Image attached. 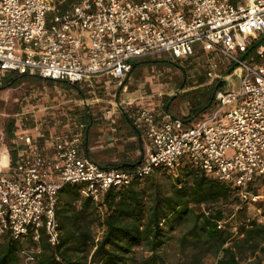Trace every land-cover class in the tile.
Listing matches in <instances>:
<instances>
[{
	"label": "built area",
	"instance_id": "obj_1",
	"mask_svg": "<svg viewBox=\"0 0 264 264\" xmlns=\"http://www.w3.org/2000/svg\"><path fill=\"white\" fill-rule=\"evenodd\" d=\"M263 38L264 0H78L64 10L52 0H0V77L10 72L91 87L93 78L105 76L122 85L139 59L203 54L208 83H217L212 109L194 123L166 112L157 119L151 108L137 107L133 119L149 148L131 169L99 166L80 151L75 133L48 138L52 156L45 157L35 137L15 132L14 158L0 149V236H30L32 243L18 251L20 264L34 263L39 229L49 244L57 243L55 208L65 183H79L82 196L98 201L111 187L186 161L228 185L239 205L260 213ZM77 128L82 132L84 124Z\"/></svg>",
	"mask_w": 264,
	"mask_h": 264
},
{
	"label": "trees",
	"instance_id": "obj_2",
	"mask_svg": "<svg viewBox=\"0 0 264 264\" xmlns=\"http://www.w3.org/2000/svg\"><path fill=\"white\" fill-rule=\"evenodd\" d=\"M77 1L53 0V4L55 9L64 10ZM25 76L33 75L13 73L4 78V85ZM212 88L213 85L208 92L196 90L184 95L189 112L181 118L183 121L191 120L197 111L213 103L212 98L209 102ZM12 124L11 121L7 126V137L11 136ZM80 189L79 183H65L59 188L55 208L57 243L49 244L39 229L40 251L33 264H129L134 246L150 252L138 264H156V251L165 241L164 225L190 217L188 233L206 247L220 251L215 264H242L238 252L248 250L252 254L264 241V225L250 220L238 227L239 238L223 246L229 233L218 229L216 222L230 207L239 206V201L228 185L186 161L173 171L155 168L144 178L132 179L127 186L111 187L98 201L82 196ZM261 212L264 215V209ZM93 224L101 228L95 241ZM24 240L32 243L30 236L20 241L1 235L0 264H20L18 251ZM254 259L249 264H261L260 259Z\"/></svg>",
	"mask_w": 264,
	"mask_h": 264
},
{
	"label": "rangeland",
	"instance_id": "obj_3",
	"mask_svg": "<svg viewBox=\"0 0 264 264\" xmlns=\"http://www.w3.org/2000/svg\"><path fill=\"white\" fill-rule=\"evenodd\" d=\"M135 63V70L142 69V71L130 75V79L122 82L124 86L117 85V81L110 77L93 78L91 87L83 84L72 87L37 76H25L4 85L3 79L13 76V73L3 72L7 76L1 80L2 85H0V146L3 145L7 149L9 147L11 136L7 137L6 132L11 121L12 131L16 132L37 130L44 135L51 132L59 135L78 134L81 132L77 128L78 124L82 123L86 127L91 121L87 112L99 110L102 113L111 112L112 115L132 113L137 107L128 109V106L134 104L132 97L134 90L146 100L138 106L151 108L154 114L166 112L182 118L189 112L184 95L195 93L196 90L208 92L212 85L208 83L205 75L207 62L203 54L182 60L160 54L139 59ZM219 88L226 89L222 86ZM121 100L123 102H120ZM212 106L209 104L188 123H194L207 115ZM99 111L96 113L97 116ZM222 220L224 223L221 229L229 233L228 242L223 246L230 243L231 239L241 236L237 234V230L242 223L255 220L264 225L262 212L257 213L254 207L244 205L230 207L224 212ZM191 221V217L182 218L172 221L171 226L164 225L165 241L156 251V264H215L216 259L220 257V251L216 247H206L188 233ZM100 231L101 228L93 224L94 241ZM22 244L28 243L24 240ZM132 250L129 264H138L141 258L150 254L142 246H134ZM91 251L92 249L86 256V262ZM83 255L84 253L81 256ZM237 255L242 264L253 262V257L254 260L260 259L261 264H264V241L259 243L254 253L241 250Z\"/></svg>",
	"mask_w": 264,
	"mask_h": 264
},
{
	"label": "crops",
	"instance_id": "obj_4",
	"mask_svg": "<svg viewBox=\"0 0 264 264\" xmlns=\"http://www.w3.org/2000/svg\"><path fill=\"white\" fill-rule=\"evenodd\" d=\"M135 65L136 63L133 62L130 75L142 71V69L135 70ZM5 76L6 75L0 77V85H2L1 80ZM132 97L134 104L131 107L128 106V109L139 107L138 105L146 102L144 97L137 94L136 90H134ZM120 102H123V100ZM97 111L86 113L91 121L88 122L86 127L84 125L82 132L78 133V135H81L82 141L80 151L90 160L102 167L125 166L124 168L128 169L135 168L146 154L149 144L144 135L143 127L139 124H135L133 112L122 115H112L111 112L102 113L99 111V116H97ZM160 115L161 113L158 112L157 119H160ZM95 119H100L101 121L93 122L92 120ZM109 125H112V127H106ZM111 128H114V130L112 131ZM15 132L16 131L11 132V138ZM25 134L36 138V143L43 156H52L50 149L46 147L45 143L48 138L56 135V132L44 135L42 132L34 130V132L26 131ZM11 138L8 149L3 145L0 146V149L8 150L10 156L14 158L16 150L15 146L11 144Z\"/></svg>",
	"mask_w": 264,
	"mask_h": 264
},
{
	"label": "water",
	"instance_id": "obj_5",
	"mask_svg": "<svg viewBox=\"0 0 264 264\" xmlns=\"http://www.w3.org/2000/svg\"><path fill=\"white\" fill-rule=\"evenodd\" d=\"M216 87H217V83L214 84V86H213V88H212V90H211V94H210L209 102L211 101V98H212L213 92L215 91ZM208 104H209V103H208ZM208 104H207L206 106H208ZM206 106H205V107H206ZM203 109H204V108H203ZM203 109H202V110H203ZM200 111H201V110H200ZM200 111H197L195 115L199 114Z\"/></svg>",
	"mask_w": 264,
	"mask_h": 264
},
{
	"label": "flooded vegetation",
	"instance_id": "obj_6",
	"mask_svg": "<svg viewBox=\"0 0 264 264\" xmlns=\"http://www.w3.org/2000/svg\"><path fill=\"white\" fill-rule=\"evenodd\" d=\"M76 85H73L72 87H75Z\"/></svg>",
	"mask_w": 264,
	"mask_h": 264
}]
</instances>
